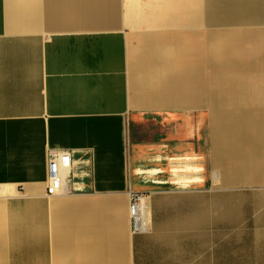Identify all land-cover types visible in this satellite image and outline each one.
Wrapping results in <instances>:
<instances>
[{
    "label": "crops",
    "instance_id": "crops-1",
    "mask_svg": "<svg viewBox=\"0 0 264 264\" xmlns=\"http://www.w3.org/2000/svg\"><path fill=\"white\" fill-rule=\"evenodd\" d=\"M193 1L0 0V264H264V0Z\"/></svg>",
    "mask_w": 264,
    "mask_h": 264
},
{
    "label": "rangeland",
    "instance_id": "rangeland-1",
    "mask_svg": "<svg viewBox=\"0 0 264 264\" xmlns=\"http://www.w3.org/2000/svg\"><path fill=\"white\" fill-rule=\"evenodd\" d=\"M197 2V0H195ZM195 1H193L194 3H196ZM206 1V0H205ZM258 9V10H256ZM205 13H207V6L205 5ZM254 10V11H253ZM253 12H251L250 14H247L248 16H244L243 19L238 20V22H232V23H222L221 25H219V27H221L222 25L227 26V27H237L239 29H245V28H249V29H254V28H264V11H261L260 8H253L252 9ZM207 27H213V24L209 23L207 20L201 25L200 30L195 29L194 31L191 30V35L193 38H195L197 40V42H199L200 40L202 41V43H205L208 38L207 36H204V34H202V31H206ZM145 31H149L153 34H157L160 37H164V39L167 40V42H169V44H174L175 42H177L178 40H180L181 38H184V32L182 25L175 23V22H171V17H161L160 21L157 22L156 24L151 25L150 27L145 26L144 27ZM130 41L132 44H136L137 43V36H135L133 33L130 34ZM208 42V41H207ZM209 44V54L211 56H216L217 55V51L219 49V44L220 42L214 41V40H210L208 42ZM260 53V55L256 56L257 58L260 56L261 57V53L262 52H257V51H253L252 54L245 52L244 54H236L235 56H237V58L239 59L242 56H255L256 54ZM221 54L224 55V52L221 51ZM223 55H221L223 57ZM226 55V54H225ZM224 58V57H223ZM259 59V58H258ZM257 59V60H258ZM181 60V58H180ZM228 61V63H230L231 59L228 58L223 61V64ZM226 64V63H225ZM207 72V71H206ZM246 73L245 71L242 70V74ZM213 85L214 86H218L217 85V81L215 80V82L213 81ZM185 107V106H183ZM216 161V158H215ZM218 163V162H217ZM183 181V180H182Z\"/></svg>",
    "mask_w": 264,
    "mask_h": 264
},
{
    "label": "built area",
    "instance_id": "built-area-1",
    "mask_svg": "<svg viewBox=\"0 0 264 264\" xmlns=\"http://www.w3.org/2000/svg\"><path fill=\"white\" fill-rule=\"evenodd\" d=\"M70 152L64 150L49 159V174L46 186L47 194H55L65 189L63 169L70 165ZM129 204L131 227L133 232H147L151 227L150 195L146 192H130Z\"/></svg>",
    "mask_w": 264,
    "mask_h": 264
},
{
    "label": "bare ground",
    "instance_id": "bare-ground-1",
    "mask_svg": "<svg viewBox=\"0 0 264 264\" xmlns=\"http://www.w3.org/2000/svg\"><path fill=\"white\" fill-rule=\"evenodd\" d=\"M190 164H191L190 162H186V165H187V166H190ZM150 211H151V209H150ZM151 212H152V211H151ZM263 234H264V233H263ZM258 238H259V237H258Z\"/></svg>",
    "mask_w": 264,
    "mask_h": 264
}]
</instances>
